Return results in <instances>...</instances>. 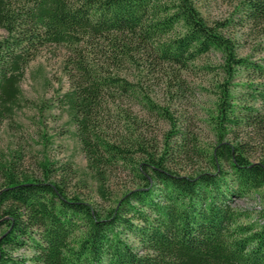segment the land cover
<instances>
[{"label":"trees","instance_id":"1","mask_svg":"<svg viewBox=\"0 0 264 264\" xmlns=\"http://www.w3.org/2000/svg\"><path fill=\"white\" fill-rule=\"evenodd\" d=\"M232 2L231 16L208 22L195 0H0L6 32L0 38V125L21 105V82L39 50L64 45L72 55L70 87L58 102L75 126L98 191L106 198L108 171L120 166L138 178L113 206L98 209L68 190L70 169L56 161H41L37 178L20 171L19 154L0 160V264H264V212L242 222L246 214L232 205L264 187V158L251 161L249 142L240 137L225 140L228 130L264 125L253 105L264 101V56L241 55L243 46L229 33L243 27L264 41V0ZM212 51L220 53V63L203 68L223 81L212 117L216 142L205 152L193 135L175 131L166 108L112 69L138 53L154 67L184 71ZM241 73L251 79L235 96L230 87ZM123 97L168 119L173 130L166 136L180 140L161 150L143 137L128 110L120 112ZM110 108L130 121L128 133L109 136L104 115ZM178 154L198 156L208 168L180 174L171 167ZM27 246L33 249L28 259L14 254Z\"/></svg>","mask_w":264,"mask_h":264},{"label":"rangeland","instance_id":"2","mask_svg":"<svg viewBox=\"0 0 264 264\" xmlns=\"http://www.w3.org/2000/svg\"><path fill=\"white\" fill-rule=\"evenodd\" d=\"M195 1L208 22L231 16L235 5L232 0ZM229 33L243 46L241 55L252 52L253 59L264 56V52L253 51V47L258 44L264 47V41L253 32L249 33L247 28L236 27L229 30ZM5 35V30L0 28V38ZM71 56L70 49L64 45H46L29 63L21 82V105L15 109L13 117L4 120L0 125V150L4 154L0 160L7 161L11 156L19 154L20 171L37 178L42 176L39 167L41 161H56L57 165L70 169L68 190L71 193H76L98 209H105L113 206L124 192L136 187L138 178L131 170L120 166L108 171V179L104 184L106 198L98 191V182L93 171L87 167V158L75 135V126L66 109L58 102V96L70 87L67 71ZM143 57L146 59L145 55L133 53L132 60L123 59L118 67L112 69L114 73L136 83L153 103L166 108L173 115L175 131H186L188 135L195 137L200 150L210 151L216 142L212 122L218 91L216 86L223 81V77L217 71H207L203 67L218 65L221 61L220 53L212 51L184 71H178L169 65L154 67ZM176 77L181 81L179 87L176 85ZM249 79L251 77L246 73L238 74L230 87L231 92L235 96L242 95L245 92L242 84ZM118 102L122 107L121 110L118 109L120 112L126 109L135 118L136 123H132V126L137 132L142 133L147 140L157 143L161 150L165 142L180 140L166 136L173 130V125L168 119L150 112L145 104L127 97ZM253 105L260 108L264 119V101H257ZM106 112L104 120L109 136L128 133L127 124L130 121L125 116L112 108ZM228 131L225 140L233 141L240 137V140L249 142L251 161L264 158V125L256 131L249 127ZM171 167L180 174H193L207 169L208 163L198 156L185 158L178 154L174 156ZM232 205L246 214L241 219L242 222L258 219L264 212V187L243 197L234 198ZM128 240L132 243L135 241L131 236ZM14 254L28 259L33 255V249L27 246Z\"/></svg>","mask_w":264,"mask_h":264}]
</instances>
